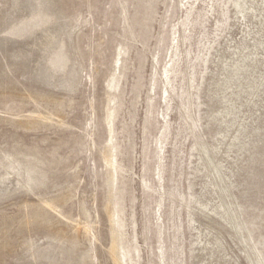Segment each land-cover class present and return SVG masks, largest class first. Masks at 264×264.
<instances>
[{
    "label": "rangeland",
    "instance_id": "374dc122",
    "mask_svg": "<svg viewBox=\"0 0 264 264\" xmlns=\"http://www.w3.org/2000/svg\"><path fill=\"white\" fill-rule=\"evenodd\" d=\"M0 0V264H264V0Z\"/></svg>",
    "mask_w": 264,
    "mask_h": 264
},
{
    "label": "bare ground",
    "instance_id": "6f19581e",
    "mask_svg": "<svg viewBox=\"0 0 264 264\" xmlns=\"http://www.w3.org/2000/svg\"><path fill=\"white\" fill-rule=\"evenodd\" d=\"M243 1H244V0H241V1H238V2L236 3L235 6H236V9H237L238 11H240L241 8H243V6H244Z\"/></svg>",
    "mask_w": 264,
    "mask_h": 264
}]
</instances>
